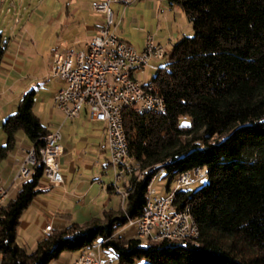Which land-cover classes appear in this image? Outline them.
Instances as JSON below:
<instances>
[{"label": "trees", "instance_id": "1", "mask_svg": "<svg viewBox=\"0 0 264 264\" xmlns=\"http://www.w3.org/2000/svg\"><path fill=\"white\" fill-rule=\"evenodd\" d=\"M168 1L182 9L191 32L171 43L167 61L149 79L163 112L121 114L132 166L142 174H127L119 208L51 229L26 251L15 240V226L39 189L37 155L48 130L31 109L34 88L24 90L3 117L0 158L21 129L36 161L0 203V264H46L62 249L82 250L102 238L118 263L143 257L145 264H264V0ZM4 47L0 40V54ZM195 166L205 169V181L178 187L171 197L176 210L188 208L194 236L116 232L127 217L141 214L147 181L159 168L169 174L168 183Z\"/></svg>", "mask_w": 264, "mask_h": 264}, {"label": "rangeland", "instance_id": "2", "mask_svg": "<svg viewBox=\"0 0 264 264\" xmlns=\"http://www.w3.org/2000/svg\"><path fill=\"white\" fill-rule=\"evenodd\" d=\"M14 1L16 5H9L7 9L5 8L6 2L0 1V40L5 44V53L0 57V90L5 87L7 89V95L9 98L15 96V98H13V106H11V109H14V105L17 102V93L19 94L21 90L24 91L30 87H33L35 92L31 109L37 117L39 116L42 123L45 124L47 121L46 119L49 116V106L52 107L53 110L51 115L52 119H59L60 116H63L61 111H59L54 105H51V102H47L46 100L49 95V86H51V83L49 82L51 75L47 68L48 62L50 60L49 49L56 47L54 44L56 36L57 34H61L63 32L62 28H65V31L69 29L70 26L65 27V25H67L66 23L71 18H77L79 15L86 18L92 17L93 11L89 5L91 0ZM151 2L152 1L150 0H136L130 4L129 2L128 4L120 2L109 3L113 13L112 17L115 22V25L113 26L114 31L132 48L140 50L144 45L146 34H150L152 40L154 42L157 40L159 45L164 48V53L161 57H150L147 60L145 66L141 68V70L137 71V80L140 82V84H146L150 82L149 79L155 72L156 68L163 65L167 61L166 51L173 42L174 37L177 35L176 33L187 31L189 28V22L186 20L184 12L179 7V5L173 3L175 6L174 8H177L176 10L174 9L173 17L171 12L170 14L160 16V14L158 15L156 13V6L154 4L152 5ZM117 3L121 5H117ZM115 8H117L116 13H114ZM73 11H75V13L71 15ZM78 28L79 27H77V29ZM190 32L191 30L189 33ZM73 50L75 51V49ZM182 116L183 115H180L179 117L182 118ZM63 118L69 117L63 116ZM54 124H56V122ZM84 128L86 129L85 126ZM58 131H60L59 134H61L62 131ZM16 136L18 141H22L25 144L28 143V139L21 129L16 131ZM59 139L60 138L57 140L58 142ZM27 148L25 149L23 157L18 163L16 170L11 176V181L14 179H16V181L24 179L23 177H17L15 174L18 171L21 163H25L23 161ZM92 150H90L91 153L87 152L84 157L89 158L88 161L91 163H95H93L94 166H92V171L98 173L97 175L101 179L106 182L112 180L108 188H110V190H114L115 187L113 185V172L110 164L107 163L104 167L101 165L102 163H105V157H107L108 151L97 152V156L94 157L96 155L95 150L94 148H92ZM95 159L97 162H95ZM35 161L36 159L34 162ZM34 162L32 164H34ZM27 165H29V163ZM29 167L31 171V163ZM100 169H103V171H100ZM132 172H136V174L139 176L142 174V169L134 170L132 166ZM155 175L156 176L151 182V185L154 187V190L155 188L158 191L164 190V184L167 182L169 174H166L163 168H159ZM205 179V175L202 174L199 178L185 186L194 188L205 181ZM116 181L114 182H116V184L121 187V178H118ZM173 181V177H171L168 183L169 187L173 185ZM38 182L45 185L47 184V186L50 185V183L44 180L42 175L39 177ZM2 185L6 187L8 195V186L4 184ZM117 188L119 189L117 192L119 193V196H121V193L124 189L119 187ZM54 190H56V186L51 185L44 192L37 191L32 196V199H39L43 196L38 195L47 193L48 196L44 197L47 198L49 204H47L45 201V204H43L42 207L48 211L52 210V205L55 206L57 200L60 197L49 195L51 192H54ZM92 192V195H94V190H92ZM167 194H169V191L167 193L165 191L164 196ZM7 195L2 200V202L5 201ZM119 196L113 194V196H110V199H105L106 196H84L83 201L87 205H83V208H81L79 207L78 203L76 204L75 207L77 208L73 216L75 217V221L78 223L85 221V219H87V214L90 213H94L96 216L101 215V203L104 199L106 201V205L103 209H108L109 207H111V209L119 208L121 205V200L119 203ZM33 200H31L30 204H33ZM64 200L68 201L66 204H71V202L67 199V196ZM70 200H72V203L74 204L73 198ZM32 206L33 205L28 204L27 207H24L26 208V211L21 216L22 218L25 217L29 220L28 224L21 226L17 223L15 226V240L19 245L24 247L26 251L33 249L36 237H38L39 234V225L43 220L42 215L39 213V218L37 222H35V212L31 211ZM42 207H40V209H42ZM134 227L135 226L133 224L127 225L123 229L120 227L118 231L116 230V232L129 235L133 232ZM78 251V248L72 250L62 249L57 257L51 258L46 264H68V262L78 253ZM77 256L78 254L76 257ZM100 257L104 260L110 261L111 264H118L117 259L110 248L101 246ZM130 264H145V259L143 257L135 258Z\"/></svg>", "mask_w": 264, "mask_h": 264}, {"label": "built area", "instance_id": "3", "mask_svg": "<svg viewBox=\"0 0 264 264\" xmlns=\"http://www.w3.org/2000/svg\"><path fill=\"white\" fill-rule=\"evenodd\" d=\"M132 0H114V2L128 3ZM90 7L94 11L103 13V21L89 40L83 43L78 50L59 49L53 47L50 51V60L47 68L50 74L62 77L65 84L52 94L53 105L63 113L64 117L75 116L81 106H85L89 117L100 120L103 123V135L105 143H112V152H107V161L113 172L114 190L119 191L114 181L122 174H128L131 157L126 144H117V137H125L115 134L117 116L114 115V107L118 100H125L126 109L135 111L163 112L164 104L160 95H154L150 86L147 89H139L137 71L141 70L150 57H161L164 48L156 44L150 34L145 35V42L140 50L132 48L124 39L119 37L111 27V32H104L106 20H113L112 10L107 6V0H91ZM115 22L113 20V26ZM107 54H114V63H107ZM128 68L132 72V80H123L120 77V69ZM129 91H137V100H130ZM150 97H157V104H150ZM185 116L183 115L182 118ZM58 127L47 130L43 135L41 155H37L42 162V175L51 185H58L62 181V175L58 169V156L61 146ZM36 159L29 146L24 155V164L18 168L16 174L26 178L30 174V163ZM29 163V165H27ZM201 176V167L195 166L176 173L173 177V185L169 187V196H173L176 188L185 186ZM153 175L147 181L146 190L150 195V203L144 206L141 214L135 218H126L125 226L133 224V234L141 231L165 233L170 229L187 228V223L182 222L181 213H176L175 207H167L166 199L155 192L151 185ZM7 192L5 186L0 184V203L3 194ZM125 190L121 193V200ZM168 208H175V215H168ZM50 222L41 227L44 234L50 232ZM104 238L94 241L89 247L79 250L70 264H111L110 261L100 257L101 242ZM129 264V263H118Z\"/></svg>", "mask_w": 264, "mask_h": 264}, {"label": "crops", "instance_id": "4", "mask_svg": "<svg viewBox=\"0 0 264 264\" xmlns=\"http://www.w3.org/2000/svg\"><path fill=\"white\" fill-rule=\"evenodd\" d=\"M0 1L6 2V6H5L6 9L8 8L9 5H13V6L16 5L14 0H0ZM135 1L136 0H132L131 2H129V4ZM150 1H152L151 2L152 5L154 4L156 6L155 9L158 15L160 14V16H163L165 14H170L171 12L172 17L174 16V9L176 10L177 8H174L175 6L173 3L169 2L168 0H150ZM117 5H121V4L117 3ZM92 11H93L92 17L86 18V17H81L79 15L77 18H73V19L71 18L66 23L67 25H65V27L70 26L69 29L65 31L64 30L65 28H62L63 32L61 34H57L54 43L55 46L58 47L59 49L69 48V49L78 50L83 46V43L85 41L89 40L94 34H96L99 26L103 21L104 15L100 11H94V10ZM116 12H117V8H115L114 10V13ZM74 13L75 11H73L71 15H73ZM77 27L79 28L77 29ZM189 31H190V25L187 31H182L180 33L177 32L176 33L177 35L174 37L173 41L177 39L182 33H189ZM155 43L159 44L157 40ZM50 50L51 48L49 49V54H50ZM4 53H5V49L1 52L0 57ZM50 75L51 78L49 79L50 80L49 82L51 83V86H49V95L46 98V100L47 102H51V105H53L51 101L52 94L56 89L63 86L65 84V81L62 77L58 75H54V74H50ZM22 92L23 91L21 90L19 94L17 93L18 95V96L16 95L17 99ZM13 98H15V96L12 98L8 97L7 89L5 87L0 90V145L4 142L5 139L4 133L1 129V121L7 113L14 110L11 109L12 108L11 106H13ZM48 113L49 116L47 115L48 118L46 119L47 121L45 122V124L42 123L39 116L38 119L43 125L47 127V129L58 127V130L62 131L61 134H59V138H60L59 144L61 146V153L58 156V169L62 175V181L60 182V184L55 185L56 190H54V192H51V194H49L54 196H60L55 206L52 205L53 206L52 210L48 211L43 209L42 207L43 204H45V201L47 202V204H49L47 198L44 197V196H48L47 193H43L44 195L43 194L38 195V196H43L39 199L37 198L33 200L32 197L31 200L34 201L33 204H30L31 200L28 203L29 205H33L31 211L35 212V216H34L35 222H37L39 218V213L43 217V220L39 225V234L38 237H36V241L46 235L41 231V227L46 222H50V227H51L50 230L63 227L69 222H73V221L77 222L75 221V217H73L77 208L75 206L77 203L81 208H83V205H87L83 201L84 196H103V197L106 196L105 199H110V196H113V194L119 196V193L117 191L110 190V188H108L112 180L106 182L103 179H101L97 175L98 173L92 171L93 170L92 166H94L95 163L94 162L91 163L90 161H88L89 158L84 157L87 152L91 153L90 150H92V148H94L96 154L94 157L97 156V152L100 151L107 152L106 144L104 141V135H103V123L100 120H96L89 117L85 106H81L78 113L75 116L69 118H63V116H60L59 119H52L51 115L53 113V110L52 107L50 106L48 108ZM55 122L56 124H54ZM84 126L86 127V129L84 128ZM29 144H30L29 140L28 143L26 144L23 143L22 141L17 140L16 143L13 145V147L3 157L0 158V164H1L0 183L8 186V196L11 195L13 192H15L20 184L21 180L16 181V179H14L13 181H11L12 178L11 176L16 170L18 163L21 161L23 157L24 151L29 146ZM95 162H97L96 159ZM107 163H108L107 157H105V163L101 164L102 167H104L105 164ZM100 171H103V169L102 170L100 169ZM127 176H128L127 174H122L120 177L121 187L116 184L117 181L115 182L116 186L124 189ZM155 176H153L152 181L155 178ZM44 180L47 182L45 178ZM168 183L164 184V190L158 191L155 188V192L159 195L164 196L165 191L166 193L168 192L167 191V189L169 188ZM37 186L39 188L38 191L44 192L48 189V187L51 186V184L47 186V184L45 185L43 183L38 182ZM92 190H94L95 193L94 195H92L93 193ZM66 196L67 199L71 202V204H66L68 203L67 200H64ZM72 198L74 204L72 203V200H70ZM105 199L101 203L102 204V207L100 209L101 212L106 205ZM120 200H121V196H119V203ZM40 207H42L43 210L40 209ZM25 209L26 208L22 209L19 215L20 218L18 219V224H20L21 226H25L29 222L27 218L21 217L26 211ZM92 216H96V215L94 213H90L87 214L86 218L89 219ZM87 219H85V221ZM124 227L126 226L123 225L121 229H123ZM133 232L130 235H132ZM76 255L68 262V264H70V262L76 257Z\"/></svg>", "mask_w": 264, "mask_h": 264}, {"label": "bare ground", "instance_id": "5", "mask_svg": "<svg viewBox=\"0 0 264 264\" xmlns=\"http://www.w3.org/2000/svg\"><path fill=\"white\" fill-rule=\"evenodd\" d=\"M110 2H114V0H107V6H109ZM111 27H113V20H106V23H104V32H111ZM107 63H114V54H107ZM120 77L123 80H132V72H130L128 70V68H121L120 69ZM147 86H150V89L153 91L154 95H159L157 93V90L153 87L152 83L148 82L146 84H140V82H139V89H147ZM129 98H130V100H137V91H129ZM150 104H157V97H150ZM124 110H126L125 100H118V102L116 103V105L114 107V115L117 116V125H115V134H122V117H121V114ZM105 144H106L107 151L112 152V143H105ZM117 144H125V137H117ZM32 153H33V148H32ZM39 155H41V148L39 149ZM131 171H132V163L130 164L128 174ZM204 172H205V169L201 168V175ZM15 175L18 177V174H15ZM167 191H169V190H167ZM6 195H7V192H5L3 194V199L6 197ZM162 197H168V199H166V206L167 207H174L171 203V197L172 196H169V194H167L166 196L162 195ZM149 203H150V195H148V192H147L146 204H149ZM176 213H181L182 222L187 223V228H185L184 230H182V229H170L165 233L151 232V234L148 231H141L138 234H134V235L139 237V238L150 237L152 239H156V238H159L162 236L174 238V239H178V238H181L184 236L185 237L186 236H191V237L194 236L197 233V229H196L194 222L192 221V219L190 217V213L188 211V208L176 210ZM168 215H175V208H168Z\"/></svg>", "mask_w": 264, "mask_h": 264}]
</instances>
